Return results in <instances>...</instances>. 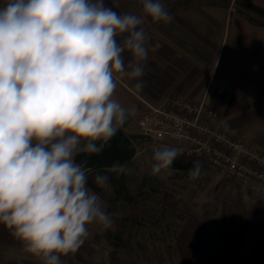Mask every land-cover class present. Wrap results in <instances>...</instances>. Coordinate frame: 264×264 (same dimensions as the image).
<instances>
[{"label":"clouds","instance_id":"clouds-1","mask_svg":"<svg viewBox=\"0 0 264 264\" xmlns=\"http://www.w3.org/2000/svg\"><path fill=\"white\" fill-rule=\"evenodd\" d=\"M141 4L154 22L172 20L161 0ZM143 23L105 0H6L0 8V225L43 264L76 253L88 225H112L87 186V160L76 157L98 154L97 142L116 136L134 114L113 94L123 77L136 81L137 92L145 87ZM180 154L156 150L151 174L170 169ZM200 168L194 162L189 177ZM94 182L106 187L108 177Z\"/></svg>","mask_w":264,"mask_h":264},{"label":"crops","instance_id":"crops-1","mask_svg":"<svg viewBox=\"0 0 264 264\" xmlns=\"http://www.w3.org/2000/svg\"><path fill=\"white\" fill-rule=\"evenodd\" d=\"M183 1L161 0L172 16L164 23L144 15L141 0H105L118 13L143 16L139 27L148 37L140 78L145 87L137 92L135 80H117L113 98L135 109L121 127L144 110L142 99L157 104L170 96L205 97L230 133L264 150V19L250 18L235 0ZM244 1L264 9V0ZM5 3L0 0V8ZM123 55L127 66L131 54ZM233 181L222 184L211 217L191 212L184 219L176 238L183 264H264V194L258 186L260 192H250L251 182ZM78 255L61 256V264L76 262ZM0 264L43 261L24 251L23 243L0 225Z\"/></svg>","mask_w":264,"mask_h":264},{"label":"rangeland","instance_id":"rangeland-1","mask_svg":"<svg viewBox=\"0 0 264 264\" xmlns=\"http://www.w3.org/2000/svg\"><path fill=\"white\" fill-rule=\"evenodd\" d=\"M244 12L250 18L264 19L255 11ZM126 133L142 148L127 171L131 199H116L117 184L113 181H108L106 187L98 186L100 194L89 187L106 203L105 212L112 225L107 229L96 223L88 225L89 234L72 264H183L176 238L184 219L191 212L211 217L222 184L234 181L201 162L195 179L189 177V172L170 169L152 175L154 154L148 149L143 151L146 142L140 135ZM248 190L260 192L256 184Z\"/></svg>","mask_w":264,"mask_h":264},{"label":"built area","instance_id":"built-area-1","mask_svg":"<svg viewBox=\"0 0 264 264\" xmlns=\"http://www.w3.org/2000/svg\"><path fill=\"white\" fill-rule=\"evenodd\" d=\"M144 110L124 126L140 135L153 154L164 147L181 150L177 159L199 161L232 180L256 184L264 192V150L224 126L218 112L205 97L192 101L170 96L157 104L142 99ZM142 148L138 147V154Z\"/></svg>","mask_w":264,"mask_h":264},{"label":"water","instance_id":"water-1","mask_svg":"<svg viewBox=\"0 0 264 264\" xmlns=\"http://www.w3.org/2000/svg\"><path fill=\"white\" fill-rule=\"evenodd\" d=\"M102 150L98 154H79L76 161L87 160L89 171L111 168L119 169L133 161L138 155V146L126 131L120 127L116 136L107 142H102ZM119 166L118 168H114Z\"/></svg>","mask_w":264,"mask_h":264},{"label":"trees","instance_id":"trees-1","mask_svg":"<svg viewBox=\"0 0 264 264\" xmlns=\"http://www.w3.org/2000/svg\"><path fill=\"white\" fill-rule=\"evenodd\" d=\"M197 0H184L182 4H190L193 3ZM225 2H230L231 0H222ZM235 3L242 8L243 11L245 10H252L258 13L260 16L264 18V9L251 3L248 1L244 0H235ZM241 10V11H242ZM133 164V161L127 163L123 168L120 169H111V168H102V169H96V170H91L87 173L88 176V181H87V186L90 187L94 192L97 194L99 193V187L98 185L94 182L95 181V176L96 175H105L108 177V181H113L115 184H117V188L115 190L116 192V199L122 200V199H131V195L128 193V187H127V171L129 167ZM194 162L192 161H185L182 159H176L173 164L171 165L170 170L174 171H179V172H189L191 168H193ZM103 195V194H102ZM133 200H138L133 198Z\"/></svg>","mask_w":264,"mask_h":264}]
</instances>
